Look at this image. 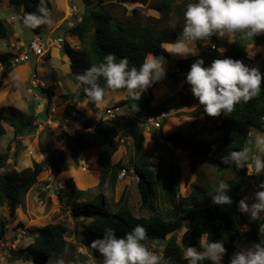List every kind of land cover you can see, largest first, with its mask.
<instances>
[{
    "label": "trees",
    "instance_id": "1",
    "mask_svg": "<svg viewBox=\"0 0 264 264\" xmlns=\"http://www.w3.org/2000/svg\"><path fill=\"white\" fill-rule=\"evenodd\" d=\"M127 0H100L93 5L87 3L85 10L82 12L81 19L74 23L65 24L60 27L61 33L64 35L63 46L65 56H67L70 65V74L73 81H76V75L82 73L92 64H98L103 60L105 54L113 53L117 59L127 57L129 67L139 66L143 63L145 56L153 53L156 56H164L170 58L168 52L161 45L173 43L180 34L183 27V18L177 23L171 21V8L166 3L162 15L145 14L140 7H134L128 11L127 5L123 4ZM142 4H147L149 0H132ZM38 0H21L24 6V12L31 13L36 10ZM47 7L52 12L53 6L50 0H46ZM181 13V9L178 10ZM42 26V25H41ZM35 28L36 33H40V27ZM9 32V26L4 19H0V38L6 36ZM67 37L80 40L81 47H73ZM213 41L207 46L206 55L209 57L205 61V66L210 65L212 60L217 58L231 57L233 59L242 60L249 66L260 68L254 59H249L244 48L248 46L247 41L236 40V43L229 44L226 38L217 39L215 36L211 38ZM222 42H225L226 49L220 51ZM264 44V35L256 38V44ZM13 55L10 52L0 53L1 62H9ZM211 58V59H210ZM197 59L180 58L173 62L176 66L172 71L174 81L180 82L186 79V73L189 71L191 64ZM7 73L4 71L3 76ZM2 77V76H1ZM1 83V79H0ZM103 85L104 81H99ZM158 82L152 85L139 101L135 100L136 115L143 120L150 117H156L164 111L181 110L187 106H191L194 97L187 87V83L180 91L165 96L155 101L153 89ZM1 86V84H0ZM43 94L50 100L54 92V87H40ZM73 93H67L65 97L69 102L66 105L65 115L70 117L80 129L74 133L62 131L57 138L62 139L69 151L71 158L75 161L84 152V148L91 145L96 147L99 160L101 163V182L99 188L110 187L111 193L114 194L118 183V175L124 165L121 157L122 144H126V140L121 142L116 138L114 127L108 124V121L94 116H89L85 110L77 106L72 101ZM78 99L87 100V106L95 113L99 110V106L88 100L83 87L76 95ZM132 103V98L121 99L114 105L125 108ZM10 106H0V138L6 133L5 123L14 126L15 131L19 134L33 133L38 125L34 123L37 119L30 115L27 119V125H20L15 121L14 115L10 114ZM13 108V107H12ZM48 107L46 106V112ZM207 116L203 112V106L199 105L191 116ZM218 119L213 132L207 133L208 136H199L197 131L185 134L182 131H174L165 136L161 131V138L168 139L173 145L188 150L191 162V168L196 170L198 164H212L218 170L232 169L234 177L227 182L231 187L228 192L233 203L231 205H214L211 196L215 192V188L208 183H193L190 186V193L187 196L178 194V182L175 177L176 163L173 157H164L155 167H149L146 164L137 166V163L130 162L128 169L134 167L138 180V189L141 194L140 208L148 207L150 200H154L156 194L155 185L158 184L159 166L169 169V179L172 180L171 185H165L164 192L167 195L168 202L172 205V215L167 216L159 212L152 213L149 216L137 215L131 209L127 202L120 198L114 202L113 196L110 200L107 198L106 187L92 199H83L88 197L92 191H82L77 188L72 177L66 179V195L67 202L72 206V214L75 217H86L90 221L85 223L78 238L83 246L87 248V252L74 251L66 236L69 227L65 222H47L40 227L34 240L24 249L23 254L14 253L18 258L24 261H32L34 264H49L52 258L62 259L64 264H89L93 260L96 264H101L103 257L90 247L93 240L102 237L103 229L111 227L115 229L118 236H122L125 232H129L137 224L144 226L147 230V237L144 241L145 245L152 250L155 246L163 247V256L171 257L174 264H187L182 259L183 249L188 246L199 247V237L207 233L209 240L223 241L227 250L224 256V264H228L229 258L236 252L234 239L236 235L241 236L235 228L240 211L238 204L243 199L242 190L246 185L247 169L235 170L221 163V157L229 151L239 150L248 139L252 129L264 130V82L261 85V91L258 96L250 100L248 103H240L235 106L230 116L221 115L215 117ZM125 117H121L123 126L128 129V133L134 138L136 147L139 151L144 148L145 134L143 130L130 127ZM163 123L161 125V128ZM210 126H207L209 128ZM160 128V129H161ZM160 138V137H159ZM156 138V139H159ZM155 139V138H154ZM154 141V140H153ZM8 153L0 151V208L5 204L8 205L11 215L19 206L25 202V198L29 189L36 183L37 178L43 168L49 167L54 173L61 171L60 164L66 160V152L60 150V161L53 155H47L42 161H33L31 166L18 169H6ZM130 167V168H129ZM5 169L4 172L1 170ZM150 178V180H149ZM260 182H264V174L259 175ZM149 183V186L145 185ZM124 201V202H123ZM209 203H206L208 202ZM110 205L118 206L114 210ZM257 221L248 223L251 225V232L259 238V223ZM186 229L182 233L181 241L170 233H175L183 225ZM6 220L0 219V235H4L6 231ZM236 230V233L235 231ZM236 247V248H235ZM69 253V255H67ZM203 264H209L204 261Z\"/></svg>",
    "mask_w": 264,
    "mask_h": 264
},
{
    "label": "rangeland",
    "instance_id": "2",
    "mask_svg": "<svg viewBox=\"0 0 264 264\" xmlns=\"http://www.w3.org/2000/svg\"><path fill=\"white\" fill-rule=\"evenodd\" d=\"M53 6L51 12V23H55L58 18H69L67 22L74 23L79 21L82 12L85 10L87 3H93L100 0H50ZM189 0H149L147 4L138 2H124L127 5L128 11L134 7H140L145 14L162 15L166 3L169 4L171 12V21L177 23L183 18V11ZM75 5L78 10L75 14L68 15L67 8ZM21 0H0V19L6 20L9 26V32L6 36L0 38V53L10 52L12 55L22 53L29 50L28 44L31 40L40 38L44 44V53L41 55L29 51L30 58L19 64L9 62H0V106H10V114H15L14 118L17 123L27 125V119L30 115L35 116L38 123L37 128L30 134H19L15 131L14 126L5 123L6 133L0 138V151L8 153L6 169H22L31 166L33 161H42L46 153H40L43 148L51 147L57 143L54 139L62 131L74 133L80 129L70 117H66L65 109L69 102L65 95L73 93L72 101L77 103V106L85 110L89 116L105 119L108 124L114 127L116 138L121 142L126 140V144H122V153L120 154L124 160V165L127 166L126 173L123 177L121 173L116 185L114 194L111 193L110 187H106L107 198L110 200L113 196V201L116 202L121 196L125 202L131 207L137 215L149 216L152 213H161L167 216L172 215V205L167 200V195L164 192L165 185H171L172 180L169 179V169L164 164L159 166L158 184L156 183V194L154 200H150L148 207L141 209V194L138 189L139 176L134 167L128 169L129 163L135 162L137 166L146 164L149 167H155L159 164L160 159L163 162L164 157H173L176 163L175 177L178 182V194L187 196L193 183L204 184L216 187L219 179L228 181L234 177L232 169L218 170L212 164H198L196 170L191 168L189 151L181 147H177L170 140L161 138V131L165 136L174 131H182L185 134H190L191 131L198 129L199 136H208L207 133L213 132L218 119L215 117L206 118L203 115L191 116L194 110L199 106L196 98L191 106H187L181 110H172L168 112V118L163 121L162 128L155 127L153 123L140 119L135 112V100L127 94L123 89L109 92L107 97L100 103L99 110L95 113L87 106V100L78 99L76 96L83 86L77 87L78 82L71 79L69 60L63 58V52H59V57L55 55L52 48L60 45L58 43L57 34L49 32L48 25L40 27V33H36L34 29H28L24 26L23 20L25 16L22 8ZM179 8L181 13L178 12ZM19 18H16L17 15ZM60 19V21H61ZM67 22H63L65 26ZM55 27V26H53ZM61 31V28L58 29ZM67 37L66 39L73 47H81L80 40ZM227 40L228 38L225 37ZM233 39H236L235 37ZM7 41L4 42V41ZM211 39L208 43L198 42L200 48V56L204 61H208L206 55L207 46L211 44ZM220 51L226 49L225 42H222ZM260 49L253 58L256 64L264 70V44H256ZM61 46V45H60ZM63 49V47L61 48ZM171 56V55H170ZM177 61L179 56L172 55V58ZM58 58V60H56ZM61 58L65 59L62 60ZM194 58V57H189ZM166 75L157 84L158 87L153 89L155 101L158 104L159 100L165 96L174 94L186 84V79L180 82L174 81L172 71L175 70L173 60L166 58ZM68 63V64H67ZM4 71L7 73L3 76ZM69 73V75H68ZM2 76V77H1ZM54 87V92L50 100L42 93L40 87ZM189 90L190 86L187 87ZM132 98V103L122 108L114 116H108L104 109L107 105H113L126 97ZM143 97V94L141 95ZM38 101V102H37ZM46 106L48 110L46 112ZM13 107V108H12ZM48 117V119H47ZM121 117H125L126 123L133 128L141 129L145 133L144 148L139 151L136 147L134 138L128 133V129L123 126ZM46 120V121H45ZM34 121V123H35ZM45 121V122H44ZM42 124V128L39 126ZM153 124V125H152ZM207 126H210L207 128ZM264 132V130L252 129L250 133ZM160 139H156L159 138ZM155 138V139H154ZM154 140V141H153ZM60 143V142H59ZM61 144H58L59 146ZM63 149L66 151V163L60 164L61 171L54 173L51 168L44 167L39 174L36 183L29 189L22 206H19L15 215H11L7 204L0 208V219L6 220V231L4 235H0V264H29V261H24L18 258L14 253L23 254V249L34 240L37 231L47 222H65L69 227L66 240L74 251L87 252V248L83 246L78 238L81 234L83 226L90 220L86 217H75L72 214V206L67 202L66 186L68 177H72L75 185L79 190L92 191L88 197L83 199H92L100 193L104 187L99 188L101 182L100 168L101 163L94 146H87L83 150V154L79 156L78 161L71 158L69 151L62 142ZM51 155L60 159V149L52 148ZM60 161V160H59ZM2 172L5 169L1 170ZM259 175L250 176L246 185L242 190L243 199L247 198L248 203L254 202V193L258 190V185L261 183L258 179ZM150 180V178H149ZM149 186L148 182H145ZM206 203H209L206 202ZM114 210L118 206L110 205ZM249 216L240 213L235 228L241 236L236 235L234 239L236 243V251L242 248L251 246L252 243H258L259 238L251 232V225L248 223ZM246 228V230H245ZM186 229V224L178 229L175 233H170L167 237L174 236L178 242L181 241L182 233ZM236 233V230H234ZM82 236V235H81ZM80 236V237H81ZM76 240V241H75ZM156 254L163 255V247L155 246L151 250ZM69 255V253H67ZM33 264V262H32ZM89 264H95L93 260Z\"/></svg>",
    "mask_w": 264,
    "mask_h": 264
},
{
    "label": "clouds",
    "instance_id": "3",
    "mask_svg": "<svg viewBox=\"0 0 264 264\" xmlns=\"http://www.w3.org/2000/svg\"><path fill=\"white\" fill-rule=\"evenodd\" d=\"M23 23L28 29L50 24L51 13L46 0H38L36 10L25 14ZM261 35H264V0H189L183 11L180 34L173 43L161 46L166 52L187 59L200 56L198 42L208 43L213 36L217 39L227 37L229 44L236 43L237 39L247 41L244 51L252 59L260 50L256 38ZM165 65L164 56L149 53L139 68L129 67L127 57L117 59L113 53H108L100 63L92 64L76 75L77 87L83 86L86 97L95 104L102 103L109 92L120 89L139 101L148 88L165 77ZM101 79L103 85L99 83ZM262 82L264 73L258 67L231 57L214 59L208 66L203 58H198L186 73V83L190 85L193 97L203 106V112L211 117L230 116L236 105L248 103L260 94ZM164 112L168 118V112ZM221 163L235 170L246 168L249 176L264 174V132L249 133L244 146L223 155ZM230 187L226 180L219 179L215 192L210 195L212 203L231 205ZM258 188L254 202L249 204L245 198L238 204L239 211L247 214L251 222L264 220V182ZM258 234L260 241L236 251L228 264H264V222L259 223ZM146 237L147 230L140 224L122 236H118L115 229L105 227L102 237L93 240L90 247L103 257L101 264H174L171 257L149 250L144 243ZM226 252L222 240H209L205 233L199 237V247L183 249L182 259L187 264H203L204 261L224 264ZM29 264H32L31 260ZM49 264H64V261L51 258Z\"/></svg>",
    "mask_w": 264,
    "mask_h": 264
},
{
    "label": "built area",
    "instance_id": "4",
    "mask_svg": "<svg viewBox=\"0 0 264 264\" xmlns=\"http://www.w3.org/2000/svg\"><path fill=\"white\" fill-rule=\"evenodd\" d=\"M78 8L73 5L69 7V11L71 12V14H75L77 12ZM63 42V38H58V43H62ZM29 50H26L22 53H18L13 55L12 60L10 61V63L12 64H19L22 62L27 61L30 56H29V51L34 52L35 54L41 55L43 54L45 51V46L44 44L41 42L40 38L38 37L37 39L32 40L29 44ZM121 107L120 106H115L113 105H107L104 109V112L110 117L116 115L117 112L121 111ZM167 117V113L166 112H162L160 115L156 116V117H150L147 119V122L153 123L155 127H160L161 123L163 121L164 118ZM152 124V125H153ZM126 170L122 169L121 171V176L125 175Z\"/></svg>",
    "mask_w": 264,
    "mask_h": 264
},
{
    "label": "crops",
    "instance_id": "5",
    "mask_svg": "<svg viewBox=\"0 0 264 264\" xmlns=\"http://www.w3.org/2000/svg\"><path fill=\"white\" fill-rule=\"evenodd\" d=\"M23 9H24V6L22 7ZM67 11V10H66ZM68 12V11H67ZM19 14L16 16V18H19ZM60 19H61V17L60 18H58L57 19V21L55 22V23H50L49 24V26H47V29H49V32H55L56 34H57V38H59V37H63L64 38V35L61 33V32H59L58 31V29L62 26V23L63 22H67V20L69 21L70 19L68 18H62L61 19V21H60ZM80 19H81V16H80ZM79 19V20H80ZM53 26H55V27H53ZM71 38V37H70ZM70 38H69V40H70ZM4 42H6L7 43V41L5 40ZM61 45V46H60ZM60 45H58V47L57 46H54L53 48H52V50H54V53H55V55H57L58 57H59V61H60V55H59V52L61 51V52H63V58L65 57V59L67 60V56H65V49H64V46H63V44H60ZM63 47V49H61ZM77 47V46H76ZM1 52V51H0ZM169 55H171L170 56V59H172L173 61L172 62H174V59L176 58H172V54H170L169 53ZM63 58H61L62 60H65V59H63ZM181 57H179V59H180ZM211 59V58H210ZM56 60H58V58L56 59ZM176 61V60H175ZM1 62V61H0ZM67 62H68V60H67ZM68 64V63H67ZM69 70H70V68H68ZM68 75H69V73H68ZM72 79V78H71ZM156 87H158V86H156ZM155 87V88H156ZM126 98H128V96L126 97ZM38 102V101H37ZM98 106H99V108H100V104H97ZM47 119H48V117H47ZM46 121V120H45ZM44 121V122H45ZM74 122V121H73ZM35 123H36V121H35ZM75 123V122H74ZM38 126V125H37ZM40 127L42 126V124L40 123V125H39ZM37 128V127H36ZM42 128V127H41ZM194 131H197L198 132V129H196V130H193V131H191V133L192 132H194ZM145 134V133H144ZM17 135H21V134H17ZM57 136L58 135H56V138H57ZM160 139V138H159ZM55 140V142H57V143H55V144H53L51 147H44L43 148V150L40 152V153H46V156L47 155H50L51 154V151H52V148H55L56 150H62V151H64V152H66L65 151V149H63V145H62V142L64 143V141L62 140V139H54ZM146 140V139H145ZM60 142V143H59ZM58 144H61V145H59V146H57ZM188 153H190V152H188ZM45 156V157H46ZM79 159V158H78ZM78 161V160H77ZM64 165H65V163H66V160L65 161H63L62 162ZM100 174H101V168H100ZM116 189V188H115ZM122 197V196H121ZM120 197V198H121ZM120 198L117 200V201H119L120 200ZM116 201V202H117ZM125 201V200H124ZM123 201V202H124ZM81 236V235H80ZM76 241V240H75ZM96 264V263H95Z\"/></svg>",
    "mask_w": 264,
    "mask_h": 264
},
{
    "label": "bare ground",
    "instance_id": "6",
    "mask_svg": "<svg viewBox=\"0 0 264 264\" xmlns=\"http://www.w3.org/2000/svg\"><path fill=\"white\" fill-rule=\"evenodd\" d=\"M67 11L69 12V7L67 8ZM70 14V12L68 13V15Z\"/></svg>",
    "mask_w": 264,
    "mask_h": 264
},
{
    "label": "water",
    "instance_id": "7",
    "mask_svg": "<svg viewBox=\"0 0 264 264\" xmlns=\"http://www.w3.org/2000/svg\"><path fill=\"white\" fill-rule=\"evenodd\" d=\"M127 1H129V2H133L132 0H127ZM127 1H126V2H127Z\"/></svg>",
    "mask_w": 264,
    "mask_h": 264
}]
</instances>
